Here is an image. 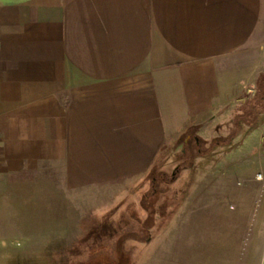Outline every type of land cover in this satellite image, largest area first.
Listing matches in <instances>:
<instances>
[{
	"label": "crops",
	"instance_id": "crops-1",
	"mask_svg": "<svg viewBox=\"0 0 264 264\" xmlns=\"http://www.w3.org/2000/svg\"><path fill=\"white\" fill-rule=\"evenodd\" d=\"M259 74L264 0H0V234L5 201L44 187L47 221L32 232L53 250L36 259L80 263L58 256V245L89 244L56 219L71 193L146 190L165 147L254 92ZM149 197L141 190L129 209L142 216L145 202L153 233L169 221L154 219ZM165 246L132 264H234Z\"/></svg>",
	"mask_w": 264,
	"mask_h": 264
},
{
	"label": "rangeland",
	"instance_id": "rangeland-1",
	"mask_svg": "<svg viewBox=\"0 0 264 264\" xmlns=\"http://www.w3.org/2000/svg\"><path fill=\"white\" fill-rule=\"evenodd\" d=\"M248 92L226 106L216 121L194 128L189 144L181 136L165 147L159 170L146 190L144 184L130 188L123 184L90 183L71 193L67 205L58 208L59 213L65 215V211L68 217L56 219L59 223L70 221L74 237L89 244L75 245L74 249L58 245V256L71 250V256L86 258L87 250L96 245L91 243L112 240L135 224L129 208L143 190L150 195V206L158 210L154 219L169 222L163 230L150 231L154 244L127 241L124 247L132 257L137 251L135 257L141 256L143 250L145 254L154 251L159 242H164L166 251L180 247L186 254L218 258L234 255V264H261L264 122L247 131L242 128L239 134L233 131L236 108L255 94L253 90ZM35 189L12 194L5 201L0 264H44L37 257L53 250V245L39 241L40 234L32 232L33 227L46 224L45 209H49L45 188ZM164 212L167 216L162 215ZM5 239L7 244H2ZM22 256L31 257L30 261L20 262L18 258Z\"/></svg>",
	"mask_w": 264,
	"mask_h": 264
},
{
	"label": "trees",
	"instance_id": "trees-1",
	"mask_svg": "<svg viewBox=\"0 0 264 264\" xmlns=\"http://www.w3.org/2000/svg\"><path fill=\"white\" fill-rule=\"evenodd\" d=\"M234 117L233 131L239 134L243 128L244 131L256 127L259 123L264 122V75L259 74L256 79L255 94L247 100L243 105L236 108ZM194 129V128H193ZM189 129L184 135V143L189 144L191 139V131ZM242 131V130H241ZM235 136L233 135L232 138ZM195 140V139H194ZM197 142V141H196ZM143 204L142 216H133L137 224H132L126 229L120 231L119 235L112 240L101 239L91 244L87 250L88 257L78 264H132L131 252L124 247L127 241L147 242L151 237L149 231L150 217L146 216V204ZM131 214L134 213L133 208L129 209ZM135 215V214H134ZM162 220V219H161ZM160 225L156 226L155 232L159 231Z\"/></svg>",
	"mask_w": 264,
	"mask_h": 264
},
{
	"label": "built area",
	"instance_id": "built-area-1",
	"mask_svg": "<svg viewBox=\"0 0 264 264\" xmlns=\"http://www.w3.org/2000/svg\"><path fill=\"white\" fill-rule=\"evenodd\" d=\"M1 165H2V155H1V140H0V168H1Z\"/></svg>",
	"mask_w": 264,
	"mask_h": 264
},
{
	"label": "water",
	"instance_id": "water-1",
	"mask_svg": "<svg viewBox=\"0 0 264 264\" xmlns=\"http://www.w3.org/2000/svg\"><path fill=\"white\" fill-rule=\"evenodd\" d=\"M261 264H264V251H263V259H262V263Z\"/></svg>",
	"mask_w": 264,
	"mask_h": 264
},
{
	"label": "bare ground",
	"instance_id": "bare-ground-1",
	"mask_svg": "<svg viewBox=\"0 0 264 264\" xmlns=\"http://www.w3.org/2000/svg\"><path fill=\"white\" fill-rule=\"evenodd\" d=\"M262 177V176H261ZM261 177H258L259 179H261Z\"/></svg>",
	"mask_w": 264,
	"mask_h": 264
}]
</instances>
